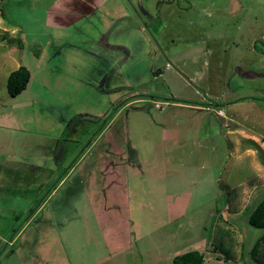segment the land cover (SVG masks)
<instances>
[{
	"label": "rangeland",
	"instance_id": "obj_1",
	"mask_svg": "<svg viewBox=\"0 0 264 264\" xmlns=\"http://www.w3.org/2000/svg\"><path fill=\"white\" fill-rule=\"evenodd\" d=\"M117 1L135 16L100 39L60 26L84 12L73 0H0V264H73L107 211L139 263L196 249L255 264L264 0ZM19 65L30 78L10 96Z\"/></svg>",
	"mask_w": 264,
	"mask_h": 264
},
{
	"label": "crops",
	"instance_id": "obj_2",
	"mask_svg": "<svg viewBox=\"0 0 264 264\" xmlns=\"http://www.w3.org/2000/svg\"><path fill=\"white\" fill-rule=\"evenodd\" d=\"M73 1L77 2L78 5L84 6V12L80 13L78 19L67 21L65 24H60V26L68 25V27H71L75 25L74 23L76 21H82V23L90 24L92 28L95 27L99 36L98 38L100 39L107 38L109 35L110 29L107 27V19L112 18V20L129 22L132 18L131 16H135L134 13L124 17L123 14H121L122 7L120 4L122 3L117 0ZM133 12H135V9ZM136 13L138 14L137 11ZM55 16L57 18L59 17L57 14H55ZM103 25L105 28H103ZM53 26L55 27V25ZM56 28L58 29V26H56ZM137 29H139V27H137ZM104 43V47L101 48H108V43ZM104 216L107 218L109 212L107 211L106 215L103 216L101 213L100 222L96 220V227L86 235L87 240H84L83 255L79 253L78 256H73V264H142V262H139L140 259H142V255L145 253H141L139 239H132L130 236L129 226L127 227L125 222L120 226H111L108 224L107 219L105 220V224H103L102 220ZM115 221H118V219L116 218ZM79 245L81 246V243ZM78 248L81 247L78 246Z\"/></svg>",
	"mask_w": 264,
	"mask_h": 264
},
{
	"label": "trees",
	"instance_id": "obj_3",
	"mask_svg": "<svg viewBox=\"0 0 264 264\" xmlns=\"http://www.w3.org/2000/svg\"><path fill=\"white\" fill-rule=\"evenodd\" d=\"M30 71L27 67L19 65L16 69L10 71L6 79V89L10 96H16L22 92L29 81ZM244 99L256 100L257 98L249 97ZM244 99H240L241 101ZM249 225L262 229V234L252 244L249 254L255 264H264V197L252 209L248 217ZM220 250V247L215 246ZM262 252V259H259V253ZM222 252V251H221ZM227 255V251L223 252ZM204 256L198 250H189L172 259V264H201Z\"/></svg>",
	"mask_w": 264,
	"mask_h": 264
}]
</instances>
